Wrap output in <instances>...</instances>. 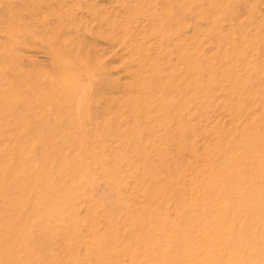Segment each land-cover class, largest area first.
<instances>
[{
    "label": "rangeland",
    "instance_id": "374dc122",
    "mask_svg": "<svg viewBox=\"0 0 264 264\" xmlns=\"http://www.w3.org/2000/svg\"><path fill=\"white\" fill-rule=\"evenodd\" d=\"M0 264H264V0H0Z\"/></svg>",
    "mask_w": 264,
    "mask_h": 264
},
{
    "label": "bare ground",
    "instance_id": "6f19581e",
    "mask_svg": "<svg viewBox=\"0 0 264 264\" xmlns=\"http://www.w3.org/2000/svg\"><path fill=\"white\" fill-rule=\"evenodd\" d=\"M26 51V50H25ZM28 51V50H27ZM42 53V52H41ZM44 56V55H43ZM46 56V55H45ZM34 60V59H33ZM27 62V61H26ZM31 62H32V60H31ZM34 62V61H33ZM37 62V61H36ZM34 64H37V63H34ZM33 65V64H32ZM29 66H30V64H29ZM34 66V65H33ZM32 67V66H31ZM29 68V67H28ZM32 68H34V67H32ZM54 71V70H53ZM48 75V74H47Z\"/></svg>",
    "mask_w": 264,
    "mask_h": 264
}]
</instances>
